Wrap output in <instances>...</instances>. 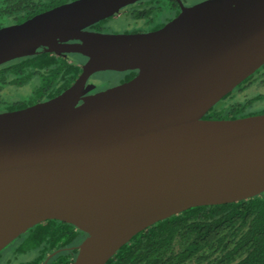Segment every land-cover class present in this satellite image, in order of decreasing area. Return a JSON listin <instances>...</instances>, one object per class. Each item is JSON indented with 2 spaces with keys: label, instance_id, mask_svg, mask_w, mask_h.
<instances>
[{
  "label": "water",
  "instance_id": "95a60500",
  "mask_svg": "<svg viewBox=\"0 0 264 264\" xmlns=\"http://www.w3.org/2000/svg\"><path fill=\"white\" fill-rule=\"evenodd\" d=\"M138 1L74 0L0 28V65L39 48L88 59L57 97L0 113V252L56 220L86 234L72 264H106L160 221L264 193V114L203 118L264 65V0H177L156 31H83ZM134 70L83 96L92 74Z\"/></svg>",
  "mask_w": 264,
  "mask_h": 264
},
{
  "label": "trees",
  "instance_id": "16d2710c",
  "mask_svg": "<svg viewBox=\"0 0 264 264\" xmlns=\"http://www.w3.org/2000/svg\"><path fill=\"white\" fill-rule=\"evenodd\" d=\"M71 1L74 0H0V28L23 23ZM126 11L125 17L143 22L144 30H157L172 20L179 6L176 0H142ZM108 19L90 29L107 33L103 27ZM138 31L135 28L124 33ZM67 56L39 49L32 56L0 65V93L8 87L31 89L17 101L0 99V112H13L53 99L73 85L82 70L71 62L73 56ZM136 72L130 71L128 77ZM263 72L264 65L237 86L235 93L244 91ZM233 91L221 101L230 100L219 105L220 101L203 118L233 120L264 114L263 107H255L264 95L241 100L233 96ZM74 228L49 220L22 234L19 239L23 249L33 247L41 252L24 264H72L77 249L71 247L82 240V232ZM106 264H264V193L237 203L191 208L160 221L137 234Z\"/></svg>",
  "mask_w": 264,
  "mask_h": 264
},
{
  "label": "rangeland",
  "instance_id": "374dc122",
  "mask_svg": "<svg viewBox=\"0 0 264 264\" xmlns=\"http://www.w3.org/2000/svg\"><path fill=\"white\" fill-rule=\"evenodd\" d=\"M182 1L184 5L188 7L201 3L205 0H182ZM142 23L143 22H136L130 20L129 17L126 16V17L108 19L103 28L109 34H120V33H124L126 30L135 29L138 24L142 25ZM71 59L76 64L80 63V61L75 57H71ZM262 71L263 69H261L260 73ZM120 77L121 76H119V74H117L116 72L105 71V72L96 73L95 75L92 76L90 81L91 83L96 84L98 89H105L106 87H110L117 84V80ZM235 91L236 90H234L232 93L233 96H237V99H241V100L246 99L248 97L256 99L255 97L257 95H264V74L258 80H255V82L254 81L249 82L247 84L246 89L244 91H241V93L237 94L235 93ZM228 100H230V97L225 99L224 101H221V103L218 104L221 105L223 104V102H226ZM255 107L257 109H260L262 107L264 108V100L256 103ZM20 241L21 239H18L17 241L13 242L12 245L8 246L6 249L0 252V264H24L26 262L35 259L37 256L41 255V252H39L38 248H33V247L25 248L23 252L19 253L18 247L21 244Z\"/></svg>",
  "mask_w": 264,
  "mask_h": 264
},
{
  "label": "flooded vegetation",
  "instance_id": "af4514ba",
  "mask_svg": "<svg viewBox=\"0 0 264 264\" xmlns=\"http://www.w3.org/2000/svg\"><path fill=\"white\" fill-rule=\"evenodd\" d=\"M142 1V0H141ZM182 1V0H181ZM138 2H140V1H138ZM176 2L178 3V1L176 0ZM183 2V1H182ZM137 3V2H136ZM135 4V3H134ZM184 4V3H183ZM129 6H131V5H129ZM129 6H127V7H125V8H123L116 16H112L111 18H120V17H125V13L127 12L126 11V8H128ZM178 6H179V12L172 18V19H174L175 17H177L178 16V14L181 12V9H180V5H179V3H178ZM185 6V5H184ZM186 7V6H185ZM137 22H140V21H137ZM167 24V23H166ZM165 24V25H166ZM90 27L91 26H89V27H86L85 29H83V31H85V32H95V31H92L91 29H90ZM3 28V27H2ZM162 28V27H161ZM136 29H138L139 31L138 32H134V33H144V32H152V31H156V30H144V26L143 25H141V24H138L137 25V27H136ZM160 29V28H159ZM158 30V29H157ZM95 33H103V32H95ZM132 33V32H131ZM122 34V33H121ZM69 43H73V42H75V41H68ZM39 49H43V48H39ZM38 49V50H39ZM37 50V51H38ZM44 50V49H43ZM36 51V52H37ZM45 51V50H44ZM48 53H53V54H55V55H68V56H73V57H75L76 59H78L79 61H80V63H79V65L81 66V70H82V66H83V64H85L86 63V61L88 60L86 57H84V56H82V55H80V54H75V53H60V54H56V53H54V52H48ZM32 56V55H31ZM67 56V57H68ZM28 57V56H27ZM16 60V59H15ZM71 60V62H72V59H70ZM13 61V60H12ZM135 71V70H134ZM82 72V71H81ZM103 72H105V71H103ZM108 72H110V71H108ZM111 72H116V71H111ZM117 74H119V76H121L120 78H118V80H117V84H115V85H113V86H110V87H106L105 89H98L97 88V86H96V84H94V83H91V78H92V76L93 75H95L96 73H94V74H92L90 77H89V79L86 81V83H85V87L84 88H89V87H91V89H90V91H88L87 93H85L83 96L85 97V96H90V95H93V94H95V93H98V92H100V91H104V90H107V89H110V88H114V87H117V86H120V85H122V84H124V83H126V82H128V81H130L131 79H133L136 75H137V72H136V74L133 76V77H131V78H129L128 76H131V74H130V71H126V72H116ZM263 74H264V72L262 73V76H263ZM80 76V75H79ZM78 76V77H79ZM260 77H261V75H259ZM77 77V78H78ZM77 80V79H76ZM75 80V81H76ZM255 80H256V77H254V79H253V81L255 82ZM75 81H74V83H75ZM73 83V84H74ZM72 86V85H71ZM70 86V87H71ZM69 87V88H70ZM30 91H31V89H30V86H27V87H20V88H15V87H8V88H5L3 91H1V93H0V99H7V100H10V101H17L18 99H20L21 97H22V95H27L28 93H30ZM66 91V90H65ZM46 101H48V100H46ZM41 102H45V101H41ZM38 103H40V102H37V103H35V104H38ZM35 104H33V105H35ZM33 105H31V106H33ZM28 107H30V106H28ZM27 108V107H26ZM25 109V108H24ZM22 110V109H21ZM0 113H6V112H0ZM78 229L77 228H74V231H77ZM22 236V235H21ZM80 236H82V240L86 237V234L84 233L83 234V232L82 233H80ZM20 238V236L17 238V239H15L13 242H15V241H17L18 239ZM81 240V241H82ZM13 242H11L8 246H10V245H12V243ZM21 242V241H20ZM81 243V242H80ZM79 243V244H80ZM78 244V245H79ZM77 245V246H78ZM7 246V247H8ZM77 246H74V247H71L72 249H75ZM6 247V248H7ZM6 248H4V249H6ZM3 249V250H4ZM77 249V248H76ZM2 250V251H3ZM24 251V249H23V247H22V245L20 244L19 245V247H18V252L19 253H21V252H23ZM51 255H49L48 257H50ZM42 264H45V261L42 263Z\"/></svg>",
  "mask_w": 264,
  "mask_h": 264
}]
</instances>
